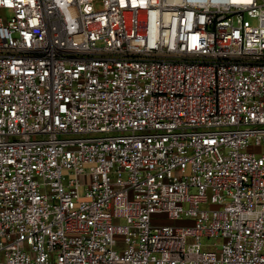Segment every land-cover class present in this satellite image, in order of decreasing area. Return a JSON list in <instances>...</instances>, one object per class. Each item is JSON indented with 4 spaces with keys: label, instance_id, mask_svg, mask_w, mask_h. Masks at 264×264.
<instances>
[{
    "label": "built area",
    "instance_id": "1",
    "mask_svg": "<svg viewBox=\"0 0 264 264\" xmlns=\"http://www.w3.org/2000/svg\"><path fill=\"white\" fill-rule=\"evenodd\" d=\"M262 147L264 0H0V264H264Z\"/></svg>",
    "mask_w": 264,
    "mask_h": 264
},
{
    "label": "rangeland",
    "instance_id": "2",
    "mask_svg": "<svg viewBox=\"0 0 264 264\" xmlns=\"http://www.w3.org/2000/svg\"><path fill=\"white\" fill-rule=\"evenodd\" d=\"M255 22H256L255 20H252L251 21V23H255ZM261 151L264 152V147L261 148ZM171 223L178 224V225H183L184 224V222H182V221H179V222L178 221L177 222H171Z\"/></svg>",
    "mask_w": 264,
    "mask_h": 264
}]
</instances>
